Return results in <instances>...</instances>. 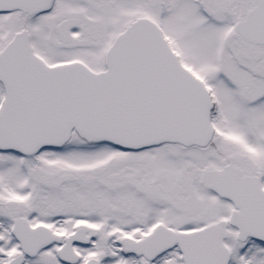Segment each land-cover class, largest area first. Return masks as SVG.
<instances>
[{
    "label": "snow or ice",
    "instance_id": "snow-or-ice-1",
    "mask_svg": "<svg viewBox=\"0 0 264 264\" xmlns=\"http://www.w3.org/2000/svg\"><path fill=\"white\" fill-rule=\"evenodd\" d=\"M0 264H264V0H0Z\"/></svg>",
    "mask_w": 264,
    "mask_h": 264
}]
</instances>
